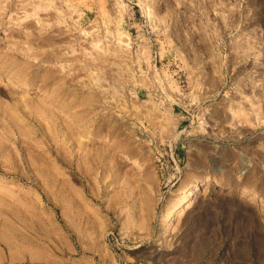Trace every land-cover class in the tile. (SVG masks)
Returning <instances> with one entry per match:
<instances>
[{
    "label": "rangeland",
    "instance_id": "rangeland-1",
    "mask_svg": "<svg viewBox=\"0 0 264 264\" xmlns=\"http://www.w3.org/2000/svg\"><path fill=\"white\" fill-rule=\"evenodd\" d=\"M263 263L264 0H0V264Z\"/></svg>",
    "mask_w": 264,
    "mask_h": 264
},
{
    "label": "bare ground",
    "instance_id": "bare-ground-1",
    "mask_svg": "<svg viewBox=\"0 0 264 264\" xmlns=\"http://www.w3.org/2000/svg\"><path fill=\"white\" fill-rule=\"evenodd\" d=\"M198 190V185L195 184L185 192L176 195L167 202L156 221V226L159 229V232L156 233V237L160 234H166L165 232L169 229V223L175 213L176 207L184 201L193 198V196L197 194Z\"/></svg>",
    "mask_w": 264,
    "mask_h": 264
}]
</instances>
